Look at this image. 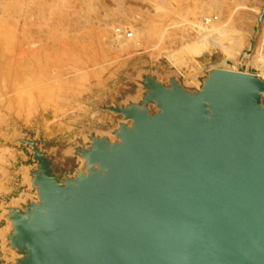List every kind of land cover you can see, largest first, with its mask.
Here are the masks:
<instances>
[{
  "label": "water",
  "instance_id": "1",
  "mask_svg": "<svg viewBox=\"0 0 264 264\" xmlns=\"http://www.w3.org/2000/svg\"><path fill=\"white\" fill-rule=\"evenodd\" d=\"M134 83L95 112L114 128L65 151L72 173L38 138L9 140L34 168L22 204L2 207L8 264H264V81L211 69L198 91L176 73Z\"/></svg>",
  "mask_w": 264,
  "mask_h": 264
},
{
  "label": "rangeland",
  "instance_id": "2",
  "mask_svg": "<svg viewBox=\"0 0 264 264\" xmlns=\"http://www.w3.org/2000/svg\"><path fill=\"white\" fill-rule=\"evenodd\" d=\"M263 10L264 0H0L1 236L9 229L2 207L29 193L25 173L34 168L29 148L9 140L38 138L55 172L72 173L75 160L65 158V151L84 145L89 131L116 126L118 117L95 112L133 96L140 72L176 73L186 89L196 91L213 65L259 74L246 54L264 49ZM200 15L224 23V47L241 39L240 56L223 48L193 59L181 52L197 39L189 22ZM117 28L136 30L140 47L123 38L130 44L120 48ZM187 73H196L194 85H184ZM4 243L0 264L10 257Z\"/></svg>",
  "mask_w": 264,
  "mask_h": 264
},
{
  "label": "bare ground",
  "instance_id": "3",
  "mask_svg": "<svg viewBox=\"0 0 264 264\" xmlns=\"http://www.w3.org/2000/svg\"><path fill=\"white\" fill-rule=\"evenodd\" d=\"M207 18H209V17H206L204 15H200L198 17L199 21L194 22V23L189 22V24H191V27L196 30L198 36H197V39H195L193 41H189L188 43L184 44L182 49H181V52L183 51L186 55H188L190 58L193 59V58H200L205 52H211V51H215V50H218L220 48H223V50H226L229 54H231L232 51H235L240 56V54L242 53V48H241V43H240L241 39H238V38L235 39L236 45L234 47H231V46H225L224 47L223 39H224L225 35L227 34V30L225 28L226 26L224 25V23L222 21H220L218 16H216L217 20L215 22H213L210 26H204L203 23H204L205 19H207ZM133 32H135V35ZM132 33H133L132 34L133 37L131 40H132V42H134L133 47H135V48L140 47L138 33L136 32V30L132 31ZM194 37H196V36H194ZM243 37H241V38H243ZM263 40H264V27H263V34H262V41ZM114 41L122 49H125L130 44V43L128 45L124 44L123 43L124 39L118 38V37L114 38ZM245 42H247V41H245ZM246 44L247 43H245V45ZM131 45H132V43H131ZM246 58L249 61V64H253L257 69H259L261 71L259 74H256V75L259 76L264 81V49L261 47H259L257 49L255 47L254 52H250L249 55L246 54ZM213 69L236 71V70L221 68L219 65H213ZM194 74H196V73H194ZM194 74L187 73L185 75L184 85L191 86V85L195 84L196 76ZM20 204H22V202L18 201L13 206L17 207ZM7 232L2 234L3 240H4V236L7 234ZM4 242H5V240H4Z\"/></svg>",
  "mask_w": 264,
  "mask_h": 264
},
{
  "label": "built area",
  "instance_id": "4",
  "mask_svg": "<svg viewBox=\"0 0 264 264\" xmlns=\"http://www.w3.org/2000/svg\"><path fill=\"white\" fill-rule=\"evenodd\" d=\"M217 20L216 16H212V17H209L207 19H205L203 25L204 26H210L213 22H215ZM133 33L128 30V29H124V28H117L114 32V35L118 38H124V39H127V40H130L132 39Z\"/></svg>",
  "mask_w": 264,
  "mask_h": 264
}]
</instances>
